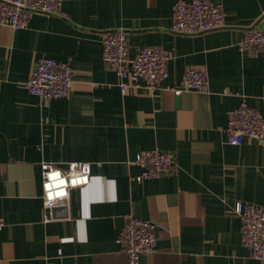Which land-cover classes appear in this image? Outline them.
Segmentation results:
<instances>
[{
    "label": "crops",
    "instance_id": "1",
    "mask_svg": "<svg viewBox=\"0 0 264 264\" xmlns=\"http://www.w3.org/2000/svg\"><path fill=\"white\" fill-rule=\"evenodd\" d=\"M224 26L174 33L175 0H61L19 29L0 27V264H127L118 239L127 215L149 219L157 245L138 264H264L240 243L237 201L264 207V143H227V112L245 101L264 115V48L240 51L264 31V0H211ZM123 29L128 58L162 45L171 58L155 89L121 91L103 58L107 30ZM39 56L68 62V95L38 101L24 81ZM208 89L176 94L183 71ZM175 157L176 169L137 181L141 149ZM90 163V180L42 218V164Z\"/></svg>",
    "mask_w": 264,
    "mask_h": 264
},
{
    "label": "built area",
    "instance_id": "2",
    "mask_svg": "<svg viewBox=\"0 0 264 264\" xmlns=\"http://www.w3.org/2000/svg\"><path fill=\"white\" fill-rule=\"evenodd\" d=\"M61 0H0V27L12 29L25 27L35 12H58ZM222 7L211 0H175L173 21L170 30L174 33H202L224 26ZM240 51L264 48V31L249 29L240 37ZM103 58L119 77L121 91H126L139 79L155 89L158 82L168 75L167 63L170 52L162 45H143L132 59L128 58V37L123 29H111L104 33ZM73 71L68 62L48 56L36 58L24 87L38 101L62 98L68 95ZM176 94L184 90L208 89L207 72L190 67L181 74L179 84L169 87ZM227 143L240 144L245 138L264 143V115L242 101L227 112ZM134 163L141 167L133 179L168 175L175 171L176 161L171 153L157 148L141 149ZM42 218L48 222L52 209L70 197L71 189L87 184L90 180V163L71 161L65 169L43 163ZM233 211L240 220V243L249 248L252 257L264 259V207L255 203L237 201ZM4 220L0 217V228ZM118 239L124 245L127 264H138L141 256L156 249V227L149 219L127 215Z\"/></svg>",
    "mask_w": 264,
    "mask_h": 264
}]
</instances>
